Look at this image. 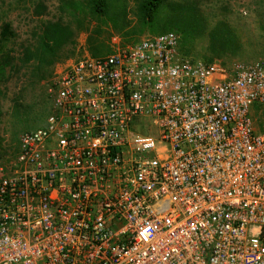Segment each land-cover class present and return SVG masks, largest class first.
<instances>
[{"label": "built area", "instance_id": "1", "mask_svg": "<svg viewBox=\"0 0 264 264\" xmlns=\"http://www.w3.org/2000/svg\"><path fill=\"white\" fill-rule=\"evenodd\" d=\"M180 45L58 65L46 125L0 151V264H264V59Z\"/></svg>", "mask_w": 264, "mask_h": 264}, {"label": "trees", "instance_id": "2", "mask_svg": "<svg viewBox=\"0 0 264 264\" xmlns=\"http://www.w3.org/2000/svg\"><path fill=\"white\" fill-rule=\"evenodd\" d=\"M54 1L56 0H35L34 16L46 15L49 10L48 4ZM60 1L61 10L71 15V23L62 20L43 22L36 33L37 40L34 44L23 45L18 54L11 49V44L17 38L13 26L8 21L2 22L0 26V116L1 102L5 97L3 86L10 80L8 74H20L23 70L30 69L33 80L36 79L37 83L46 81L52 75V68L61 62L62 53L70 47L74 48L78 36L82 33L89 35L87 38L89 53L93 57H102L99 52L100 48H103L102 45L105 46L102 27H109L115 33L125 37L133 34L142 35L147 31L153 36L170 32L180 34L183 39L180 50L190 58L194 54V42L206 39V53L202 58L208 64L239 58L245 51V45L235 26L226 19L218 20L210 25L211 23L200 9L201 1L198 0L175 2L170 5L168 0H133L135 2L133 7L130 6L131 0ZM94 23L96 29L92 30ZM91 43L96 44L93 50H91ZM105 50L108 54L111 53V48L106 47ZM0 150L2 152L1 139Z\"/></svg>", "mask_w": 264, "mask_h": 264}, {"label": "rangeland", "instance_id": "3", "mask_svg": "<svg viewBox=\"0 0 264 264\" xmlns=\"http://www.w3.org/2000/svg\"><path fill=\"white\" fill-rule=\"evenodd\" d=\"M66 1V0H65ZM71 1V0H67ZM191 0H168V4L175 2L185 3ZM201 1L200 9L207 17L210 25L216 21L226 19L235 26L241 41L245 45L244 53L236 59L219 60L222 64L232 67L237 64L256 63L264 59V0H198ZM135 2L131 0L130 6ZM49 10L43 17L34 16L35 0H0V26L3 21L12 24L17 38L11 44L15 53H20L23 45L34 44L36 33L43 22L58 21L71 23V15L61 10L62 3L56 0L48 4ZM133 17H131L132 19ZM96 29V24H93ZM105 46L99 50L100 55L107 56V48H111L113 39H118L124 44L139 42L146 36L153 34L144 32L142 35L133 34L125 37L115 33L109 27H102ZM181 41L182 36L178 34ZM87 33L78 36L74 48L62 53L61 62L52 68V75L46 81L37 83L32 79L31 70H23L20 74H8V83L3 86L5 97L1 102L0 139L2 140L3 156L14 155L18 149V140L25 132L36 131L42 128L52 113L53 101L51 95L53 75L59 64L76 60L87 48ZM91 50L96 44L91 43ZM194 54L191 58L204 61L202 56L206 53L207 41H195ZM99 54V53H98ZM99 56V55H98ZM199 59V60H198ZM35 83V84H33ZM257 128L264 129V116L260 118L256 114ZM262 134L261 132H259Z\"/></svg>", "mask_w": 264, "mask_h": 264}, {"label": "crops", "instance_id": "4", "mask_svg": "<svg viewBox=\"0 0 264 264\" xmlns=\"http://www.w3.org/2000/svg\"><path fill=\"white\" fill-rule=\"evenodd\" d=\"M82 55H83V54H82ZM80 57H81V56H80ZM80 57H79V58H80ZM74 60H75V59H74ZM20 137H21V136H20ZM19 140H20V138H19ZM19 140H18V144H19ZM17 150H18V149H17ZM0 151H1V150H0ZM17 152H18V151H16V153H17ZM16 153H14V154H16Z\"/></svg>", "mask_w": 264, "mask_h": 264}]
</instances>
